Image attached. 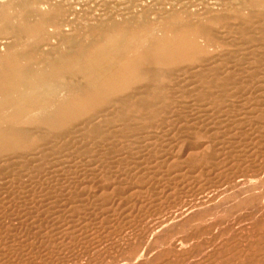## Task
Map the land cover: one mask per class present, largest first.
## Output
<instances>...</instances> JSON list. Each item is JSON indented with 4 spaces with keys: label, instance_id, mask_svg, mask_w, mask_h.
Returning a JSON list of instances; mask_svg holds the SVG:
<instances>
[{
    "label": "rangeland",
    "instance_id": "1",
    "mask_svg": "<svg viewBox=\"0 0 264 264\" xmlns=\"http://www.w3.org/2000/svg\"><path fill=\"white\" fill-rule=\"evenodd\" d=\"M1 1L0 68L87 57L111 26L128 58L163 38L201 53L144 64L141 83L65 127L48 121L103 76L66 73L35 122L1 120L22 140L0 153V264H264V0Z\"/></svg>",
    "mask_w": 264,
    "mask_h": 264
},
{
    "label": "bare ground",
    "instance_id": "2",
    "mask_svg": "<svg viewBox=\"0 0 264 264\" xmlns=\"http://www.w3.org/2000/svg\"><path fill=\"white\" fill-rule=\"evenodd\" d=\"M3 2L5 0H2ZM1 1V2H2ZM35 1V0H33ZM37 1V0H36ZM80 1V0H79ZM100 1V0H99ZM226 1V0H225ZM245 1V0H244ZM263 1V0H262ZM6 2V1H5ZM11 2V1H10ZM9 2V4H10ZM19 2V1H17ZM76 2V1H75ZM98 2V1H97ZM180 2V1H179ZM13 3V2H11ZM35 3V2H32ZM39 3V2H38ZM41 7L44 4L42 2ZM93 3V2H92ZM4 4V3H3ZM8 4V3H7ZM29 4V3H28ZM40 4V3H39ZM37 5V7L39 6ZM48 4V3H47ZM213 4V3H212ZM218 4V3H216ZM6 5V4H5ZM117 5V4H116ZM12 6V5H11ZM31 6V5H30ZM29 6V7H30ZM184 6V5H183ZM221 6V5H220ZM40 7V8H41ZM182 7V6H181ZM3 8V7H2ZM10 8V7H9ZM8 8V9H9ZM18 8V7H17ZM31 8V7H30ZM39 8V7H38ZM50 8V7H48ZM46 7V9H48ZM84 8V7H83ZM178 8V7H177ZM253 8V7H252ZM22 9V8H21ZM45 9V7H44ZM104 9V8H103ZM184 9V8H183ZM194 9V8H193ZM23 10V9H22ZM30 10V9H29ZM37 10V9H36ZM164 10V9H163ZM162 10V11H163ZM170 10V9H169ZM179 10V9H178ZM255 10V9H254ZM6 11V10H5ZM32 11V10H31ZM40 11V10H39ZM52 11V10H51ZM107 11V10H106ZM22 12V11H21ZM20 12V13H21ZM25 12V10H24ZM38 12V11H37ZM170 12V11H169ZM2 13V12H1ZM28 13V12H27ZM39 13V12H38ZM50 13V12H48ZM118 13V12H117ZM25 14V13H24ZM116 14V13H114ZM154 14V13H153ZM171 14V13H170ZM255 14V13H254ZM30 15V14H29ZM172 15V14H171ZM43 16V15H41ZM62 16V15H61ZM149 16V15H148ZM163 16V15H162ZM5 17V16H4ZM23 17V16H21ZM54 17V16H53ZM42 18V17H41ZM45 18V17H44ZM120 18V17H119ZM195 18V17H194ZM12 19V18H11ZM170 19V18H169ZM48 20V18H47ZM44 20L43 22L37 26L38 30L43 32V30H46L48 28V21ZM69 20V19H68ZM73 20V19H72ZM259 20V19H258ZM13 21V20H12ZM18 21V20H17ZM30 21V20H29ZM54 21V20H53ZM56 21V19H55ZM60 21V20H59ZM77 21V20H76ZM113 21V20H112ZM134 21V20H133ZM150 21V20H149ZM27 22V21H26ZM58 22V21H57ZM64 22V21H63ZM184 22V20H183ZM192 22V21H191ZM2 23V22H1ZM33 23V22H32ZM38 23V22H37ZM62 23V22H61ZM68 23V22H67ZM83 23V22H82ZM139 23V21H138ZM147 23V22H146ZM154 23V22H153ZM10 24V23H9ZM19 24V23H18ZM24 24V22H22ZM57 24V23H56ZM59 24V23H58ZM156 24V23H155ZM21 25V24H20ZM65 25H68L65 23ZM107 25V24H106ZM149 25V24H148ZM159 25V24H158ZM2 26V25H1ZM25 26V25H23ZM52 26V25H51ZM50 26V27H51ZM62 26V25H61ZM85 26V25H84ZM145 26V25H144ZM53 28L55 27L58 29L59 25L52 26ZM51 27V28H52ZM66 27V26H65ZM3 28V27H2ZM30 28V27H29ZM107 28V27H106ZM112 30H107L105 31V34H103L102 37H105L103 41L99 42L94 49L91 46L92 51L91 55L87 57L83 56H63V58L55 59L56 61H52L49 64L48 69H45L43 71H34L30 70L27 67H23L19 61V56H8V64H6L5 68H0V95L3 96V99L0 100V124L1 120H6L8 122H16L24 120H32L36 121L33 119L34 117H37L41 111L43 110V107L47 105V99H52L51 97L54 96V94H58L57 92L62 88L61 84V79L64 77L66 73H84L88 78L92 79H98L103 76V81L100 82L99 88L93 92L92 90V95L88 100L85 102L79 103V104H72L66 106L64 109V113H62V121L59 122L56 121L54 122V119L49 120V124L53 126H60L64 125L66 126L67 122H70L71 120L78 119L81 117L86 110L93 109V107L100 105L102 103H108L110 100L109 98L118 94H121L125 92L131 85L134 83H141L145 78H146V72L145 68L143 67L144 64L147 65V63L151 61H157V62H163V63H173L177 61H181L183 58L190 56V57H196L199 53H201V50L198 49V45L194 40L187 39L186 37L183 38L182 40L178 38V40H166V39H157V41H154V48L156 49H151L148 51H144L145 53L139 54L136 57L133 58H128L126 55V51L123 49H120L122 38H123V32L120 30V32H116V28L111 26ZM142 28V27H141ZM156 28V27H155ZM186 28V27H185ZM11 29V28H10ZM16 29V27H14ZM23 29V28H22ZM68 29V28H67ZM66 29V30H67ZM85 29V28H84ZM247 29V28H245ZM259 29V28H258ZM12 30V29H11ZM19 30V28H18ZM24 30V29H23ZM52 30V29H51ZM50 30V31H51ZM55 30V29H54ZM160 30V29H159ZM167 30V29H166ZM189 30V29H188ZM21 31V30H20ZM20 31H18L20 33ZM47 31V32H46ZM44 31L46 34L48 33V30ZM56 31V30H55ZM54 31V32H55ZM59 30H57L58 32ZM65 31V30H64ZM209 31V30H208ZM14 32V31H13ZM43 32V33H44ZM56 32V33H57ZM68 32V31H67ZM70 32V31H69ZM115 32V33H114ZM144 32V31H143ZM174 32V31H173ZM23 33V32H22ZM32 33V32H31ZM36 33V31H35ZM60 33V32H59ZM65 33V32H64ZM195 33V32H194ZM26 34V33H25ZM39 34V35H40ZM62 34V33H61ZM66 34V33H65ZM159 34V33H158ZM173 34V33H172ZM28 35V34H27ZM36 35V34H35ZM39 35H37L39 37ZM42 35V34H41ZM52 35V33L50 34ZM63 35V34H62ZM214 35V34H213ZM227 35V34H226ZM22 36V35H21ZM34 36V35H33ZM36 36V38H37ZM43 36H47L44 35ZM41 37V40L43 38ZM53 36V35H52ZM88 36V34H87ZM140 36V35H139ZM148 36V35H147ZM152 36V35H151ZM154 36V35H153ZM187 36V35H186ZM3 37V36H2ZM9 37V36H7ZM15 36H12L13 38ZM35 37V36H34ZM55 36H53L54 38ZM61 37V36H60ZM63 37V36H62ZM144 37V36H143ZM19 38V37H18ZM28 38H31L29 36ZM35 38V39H36ZM51 38V37H48ZM14 39V38H13ZM27 39V38H26ZM34 39V38H33ZM38 39V38H37ZM66 39V38H65ZM2 40V39H1ZM23 39H19L18 41H21ZM25 40V39H24ZM28 40V39H27ZM56 40V38H55ZM53 39V41H55ZM151 40V39H150ZM6 41V40H4ZM3 41V42H4ZM10 41V40H9ZM29 41V40H28ZM32 41V39H31ZM40 41V40H39ZM57 41V40H56ZM64 41V40H63ZM211 41V40H210ZM0 49L3 50L4 47L6 46V43H2L0 41ZM33 42V41H32ZM35 42V41H34ZM62 42V40H61ZM132 42V41H131ZM20 45L23 43L18 42ZM16 43V44H18ZM38 43V42H37ZM44 43V42H43ZM46 43V41H45ZM52 43V42H50ZM55 43V42H54ZM67 43V42H66ZM94 43V42H93ZM173 44L174 48L170 51L165 50L163 48V45L165 44ZM27 44V43H26ZM36 44V42H35ZM76 44V43H75ZM25 45V44H24ZM45 47L48 45L43 44ZM55 45V44H54ZM73 45V44H72ZM129 45V44H127ZM126 45V46H127ZM138 45V44H137ZM164 45V46H165ZM28 46V45H27ZM90 46V45H89ZM125 46V45H123ZM145 46V45H144ZM169 46V45H168ZM216 46V45H215ZM19 47V46H18ZM37 47V46H36ZM43 47V46H42ZM137 47V46H136ZM200 47V46H199ZM11 48V47H10ZM40 48V47H39ZM51 48V47H50ZM126 48V47H125ZM130 48V47H129ZM12 49V48H11ZM10 49V50H11ZM43 49V48H41ZM74 49V48H73ZM76 49V48H75ZM74 49V50H75ZM7 50V49H5ZM9 50V49H8ZM15 50V49H14ZM22 50V47H21ZM19 50V51H21ZM57 50V49H56ZM67 50V49H66ZM86 50V49H85ZM128 50V49H127ZM131 50V48L129 49ZM128 50V53H129ZM18 51V52H19ZM68 52V51H67ZM72 52V50L70 51ZM139 52V51H138ZM204 52V51H203ZM88 53V54H89ZM10 54V53H9ZM69 54V53H68ZM87 54V55H88ZM129 55V54H128ZM204 56V55H203ZM210 56V55H209ZM130 57V56H129ZM199 57V56H198ZM7 58V57H6ZM23 57H21L22 59ZM31 58V57H30ZM209 59V58H208ZM31 60V59H30ZM52 60V59H51ZM22 62V61H21ZM23 63V62H22ZM26 64V63H25ZM34 65V64H33ZM165 65V64H164ZM211 65V64H210ZM1 66V65H0ZM204 66V65H203ZM4 67V66H3ZM144 71H143V69ZM146 67V66H145ZM180 69V68H179ZM39 70V69H37ZM189 70V69H188ZM152 71V70H151ZM155 74V73H154ZM182 77V76H181ZM85 78V77H84ZM188 78V77H187ZM76 79V78H75ZM64 80V79H63ZM66 80V79H65ZM68 81V80H66ZM64 81V82H66ZM74 81V80H73ZM99 81V80H98ZM179 81V80H178ZM72 82V81H71ZM89 82H91L89 80ZM88 82V83H89ZM82 83V82H81ZM179 83V82H178ZM68 84V83H67ZM76 85V84H75ZM82 85V84H81ZM183 85V84H182ZM70 86V85H69ZM73 86V84H71ZM83 86V85H82ZM85 86V85H84ZM88 86V85H87ZM75 87V86H74ZM86 87V86H85ZM93 87V86H92ZM147 87V86H145ZM170 87V86H169ZM76 88V87H75ZM73 88V89H75ZM81 88V87H80ZM69 89V88H68ZM77 90V89H76ZM76 90H74L76 92ZM79 90V89H78ZM77 90V91H78ZM66 91V90H65ZM82 91V90H79ZM76 92V93H79ZM143 91V90H142ZM69 95L71 90L66 91ZM65 92V94H66ZM83 92V91H82ZM74 93V92H73ZM62 94V91H61ZM64 94V93H63ZM64 94V96H65ZM75 94V93H74ZM84 94V93H83ZM91 94V92H90ZM125 94V93H124ZM79 94H77L78 96ZM81 95V94H80ZM85 95V94H84ZM68 96V95H67ZM75 96V95H74ZM73 96V97H74ZM134 96V95H133ZM59 97V95H58ZM81 97V96H80ZM79 97V98H80ZM86 97V96H85ZM88 97V96H87ZM71 98V97H70ZM208 98V97H207ZM56 99V98H55ZM60 99V98H59ZM123 99V98H122ZM260 99V98H259ZM70 100V99H69ZM72 100V99H71ZM75 99H73L74 101ZM51 101V100H50ZM77 101V100H76ZM126 100H123V102ZM57 102V101H56ZM61 102V101H59ZM68 102V101H67ZM72 102V101H71ZM110 102V101H109ZM120 102V101H119ZM51 103H54L53 100ZM104 103V104H105ZM117 103V102H115ZM121 103V102H120ZM59 104V103H58ZM62 104V103H61ZM64 104V102H63ZM53 105V104H52ZM51 105V106H52ZM56 105V104H55ZM55 107V106H54ZM101 107V106H100ZM110 108V107H109ZM108 108V110H110ZM53 107L51 108L50 112H53ZM97 109V108H96ZM105 109V108H104ZM8 110H13V114L10 115L11 117H8L5 119L3 117L1 119V114L3 112H7ZM62 110V109H59ZM47 112V113H50ZM55 112V110H54ZM46 113V112H45ZM101 113V112H100ZM108 113V112H107ZM106 113V114H107ZM8 114V112H7ZM103 114L102 116H104ZM106 116V115H105ZM60 117V118H61ZM40 117H37L38 119ZM42 118V117H41ZM101 118V117H100ZM206 118V117H205ZM100 120V119H97ZM93 123V122H92ZM4 124V123H3ZM7 124V123H6ZM16 125L15 123H13ZM11 125V127L13 126ZM79 124V123H78ZM136 124V123H135ZM41 125V124H40ZM83 125V124H82ZM88 125V123H87ZM1 126V125H0ZM6 126V125H5ZM32 126V125H31ZM30 126V127H31ZM35 126V125H34ZM263 126V125H262ZM24 127V126H23ZM40 127V126H37ZM210 127V126H209ZM16 128V127H15ZM14 126H13V131L8 130V131H1L0 132V153L5 152V151H10V150H15L21 147V138H18L16 135ZM19 128V127H18ZM112 128V127H111ZM29 129V128H27ZM78 128H76L77 130ZM32 130V129H31ZM85 130V129H84ZM37 131V130H36ZM20 132V131H19ZM60 133V131H57ZM71 132V131H70ZM75 133V132H74ZM78 133V131H77ZM198 133V132H197ZM211 133V132H210ZM214 133V132H213ZM24 134V133H23ZM63 134V133H62ZM76 134V133H75ZM79 134V133H78ZM99 134V133H98ZM32 135V134H31ZM40 135V134H39ZM55 135V134H53ZM26 136V134H25ZM22 136V137H25ZM21 137V136H20ZM29 137V136H28ZM126 137V136H125ZM124 137V138H125ZM27 138V136H26ZM93 138V137H92ZM21 139V140H20ZM58 139V138H57ZM64 139V138H63ZM30 141V140H29ZM52 141V139H51ZM187 142V141H186ZM102 143V142H101ZM24 144V143H23ZM27 145V144H26ZM50 145V144H48ZM112 145V144H111ZM187 145V144H186ZM189 147V146H188ZM28 150V149H27ZM171 152V151H170ZM194 152V151H193ZM70 153V152H69ZM191 153V152H190ZM218 153V152H217ZM33 155V154H32ZM174 155V154H173ZM2 156V155H1ZM35 157V156H34ZM38 157V156H37ZM17 158V157H16ZM15 158V159H16ZM13 159V158H12ZM204 160V159H203ZM139 163V162H138ZM215 163V162H214ZM170 164V163H169ZM7 165V163H6ZM20 166V165H19ZM1 169V168H0ZM218 169V168H217ZM173 170V169H172ZM5 171V170H4ZM24 173V172H23ZM151 173V172H150ZM183 173V172H182ZM207 173V172H206ZM237 174V173H236ZM143 175V174H142ZM163 175V174H162ZM140 176V175H139ZM227 176V175H226ZM233 176V175H232ZM225 177V176H224ZM95 178V177H94ZM165 178V177H164ZM124 179V178H123ZM146 179V178H145ZM133 180V179H132ZM152 180V179H151ZM203 180V179H202ZM120 183V182H119ZM193 183V182H192ZM18 184V183H16ZM87 188V187H86ZM81 190V189H80ZM145 192V191H144ZM224 192V191H223ZM174 193V192H173ZM125 196V195H124ZM93 197V196H92ZM14 198V197H13ZM30 198V197H29ZM125 198V197H124ZM123 198V199H124ZM45 199V198H44ZM161 199V198H160ZM23 200V199H22ZM35 200V199H34ZM56 200V198H55ZM143 200V199H142ZM21 201V200H20ZM101 202V201H100ZM253 202V201H252ZM147 205V204H146ZM250 205V204H249ZM79 206V205H77ZM149 206V205H148ZM36 207V206H35ZM168 208V207H167ZM66 210V209H65ZM127 210V209H126ZM239 210V209H238ZM241 211V210H240ZM160 212V211H158ZM171 212V211H170ZM14 213V212H13ZM118 213V212H117ZM96 216V215H95ZM181 216V215H180ZM117 219V218H116ZM37 220V219H36ZM110 221V220H108ZM148 221V220H147ZM213 221V220H212ZM54 222V221H53ZM153 222V221H152ZM24 224V223H23ZM129 226V225H128ZM13 227V226H12ZM83 227V226H82ZM109 227V226H108ZM122 228V227H121ZM121 231V229H120ZM72 233V232H71ZM119 234V232H118ZM54 235V234H53ZM121 235V234H120ZM10 236V235H9ZM17 236V235H16ZM17 238V237H16ZM65 238V237H64ZM104 238V237H103ZM164 238V237H163ZM247 238V237H246ZM85 241V240H84ZM98 241V240H97ZM206 241V240H205ZM68 242V241H67ZM54 243V242H53ZM61 243V242H60ZM90 243V242H89ZM248 243V242H247ZM43 244V243H42ZM74 244V243H73ZM51 245V244H50ZM101 245V244H100ZM210 245V244H209ZM48 246V245H47ZM92 246V245H91ZM249 246V245H248ZM67 247V246H66ZM112 247V246H111ZM93 249V248H92ZM34 250V249H33ZM106 250V249H105ZM215 252V251H214ZM221 252V251H220ZM191 253V252H190ZM173 254V253H172ZM71 256V255H70ZM60 257V256H59ZM187 257V256H186ZM188 258V257H187ZM258 258V257H257ZM33 259V257H32ZM110 259V258H109ZM225 259V258H224ZM40 260V259H39ZM160 260V259H159ZM220 260V259H219ZM114 261V260H113ZM50 262V261H48ZM82 262V261H81ZM158 263V262H157ZM56 264V263H55ZM115 264V263H114Z\"/></svg>",
    "mask_w": 264,
    "mask_h": 264
}]
</instances>
